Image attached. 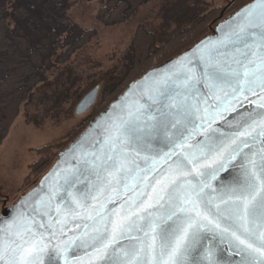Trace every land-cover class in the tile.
Returning <instances> with one entry per match:
<instances>
[{"label": "snow or ice", "instance_id": "obj_1", "mask_svg": "<svg viewBox=\"0 0 264 264\" xmlns=\"http://www.w3.org/2000/svg\"><path fill=\"white\" fill-rule=\"evenodd\" d=\"M237 16L224 39L198 46L195 64L181 62L164 76L147 109L112 125L109 153H93L62 194L52 193L47 221L29 220L14 239L0 240V264H264V111L240 113L230 134L213 129L199 154H178L158 176L154 158L145 156L140 168L128 155L150 151L157 137L182 148L176 141L188 125L206 119L210 127L249 96L264 109V0ZM237 157L239 171L213 187ZM89 173L96 191L76 189ZM106 188L113 195L101 200Z\"/></svg>", "mask_w": 264, "mask_h": 264}, {"label": "trees", "instance_id": "obj_2", "mask_svg": "<svg viewBox=\"0 0 264 264\" xmlns=\"http://www.w3.org/2000/svg\"><path fill=\"white\" fill-rule=\"evenodd\" d=\"M72 1L0 0V143L9 134L21 105L29 99L39 83L47 80V71L70 59L78 48L96 34V27H84L71 18L68 10ZM147 1L103 0L97 16L105 24L122 22ZM248 1L233 0L222 10L214 7L198 14L183 10L178 20L186 24L160 42L152 28L146 24L138 25L124 55L127 62L125 75L111 84L107 82L101 91L99 88L102 98L96 107L97 112L77 128L66 144L77 137L89 121L122 93L131 81L151 67L183 52L209 33L211 27L221 19V11L225 14L228 9H237ZM45 84L53 85L49 80ZM85 85L86 88L90 85L89 89L94 85L101 86V82L92 75L83 76L68 67L62 77L55 81L56 97L53 105L63 109L67 103L77 104L85 93ZM40 102L41 107L47 110L46 99L41 97ZM59 151L42 156L31 164L32 178L29 182H36L49 169Z\"/></svg>", "mask_w": 264, "mask_h": 264}, {"label": "rangeland", "instance_id": "obj_3", "mask_svg": "<svg viewBox=\"0 0 264 264\" xmlns=\"http://www.w3.org/2000/svg\"><path fill=\"white\" fill-rule=\"evenodd\" d=\"M232 1L148 0L128 19L115 24H105L99 20L97 11L103 5V0L72 1L68 10L71 18L84 27H96L97 32L89 42L78 48L70 59L47 71V80L53 85L45 84L47 80L39 83L29 99L21 105L9 134L0 143V212L4 203L15 201L35 183L29 182L32 178L31 164L42 156H49L64 149L77 128L97 112L96 107L102 98L101 92H98L97 99L89 110L81 114L75 111L76 102L65 104L63 109H60L59 105H53L56 97L55 81L62 77L68 67L83 76L96 77L101 82V91L104 84L116 82L125 75L127 62L124 55L138 25L146 24L152 28L160 42L186 24L178 20V15L183 10L193 11V14L214 7L222 10ZM235 9H228L220 17L230 15ZM88 87L85 85L83 88L86 90L83 92L86 93L92 88ZM41 97L46 99L47 110L40 105ZM42 146L47 147L41 149ZM31 183L33 184L30 185Z\"/></svg>", "mask_w": 264, "mask_h": 264}, {"label": "water", "instance_id": "obj_4", "mask_svg": "<svg viewBox=\"0 0 264 264\" xmlns=\"http://www.w3.org/2000/svg\"><path fill=\"white\" fill-rule=\"evenodd\" d=\"M256 2L257 0H250L241 5L230 15L221 18L211 27L208 34L201 37L183 52L159 65L151 67L140 77L131 81L122 93L89 121L86 128L77 137L71 140L64 149L59 151L54 163L28 190L21 193L15 201L9 204L4 203L0 212V240L14 239L13 233L27 227V222L29 220L38 222L43 219L47 221V217L44 216L43 213L46 207L49 206V201H51L50 206L53 213L57 203V201L52 198V193L59 192L62 194L65 180L79 173L83 169L84 160L93 159V153L97 157L109 153L108 140L112 125L121 119H127L129 111L135 110L138 106H143L144 109H147L150 102L149 98H155L157 96V91L160 87L159 82L166 74L177 72L181 66V62L187 63L189 60H192L193 64H195L196 58L199 56V53L196 52L198 46L224 39L225 33L229 27V22L234 25L239 19L237 13H240L247 6ZM222 14L223 12L221 15ZM99 88L100 85H96L82 96L75 108L77 114L86 112L95 103ZM209 99L214 107L216 101L211 98ZM258 100V96H249L248 100H244L237 106L236 112L223 113V118L217 119L210 127L206 119L203 121L198 119L194 124L188 125L187 129L184 131V135L176 141V144L183 145L182 148L177 147L175 144L168 143L167 139L161 140L157 137L152 141L150 151L141 152L139 155H136L129 150L128 155L131 159L135 160L140 168L146 166L144 163L145 156L154 158L157 161V170L154 175L158 176L168 169L169 165L177 158L178 154L182 152H195L199 154L200 147L205 143V137L211 135L213 129L218 130L216 132L217 136L230 134L237 130L238 123L243 119V117L239 115L240 113H245L246 111H264V109L259 108L256 103H252V101ZM201 107L203 108L204 105L201 104ZM178 127H180V125H178ZM172 131L175 132V129ZM169 139H171V137H169ZM259 146L260 145L257 144L252 147L256 148ZM244 151L247 152L248 149H244ZM164 153H169V155L162 159ZM239 160L240 157H237V160L227 165L226 170L217 174L216 180L212 181L213 187H216L217 182L227 176L229 172L239 171ZM141 175H143V172H141ZM96 183L95 177L89 173L76 184V189L84 188L85 184H87L88 190L95 192L96 189L93 185ZM73 191L75 192V189H73ZM108 195H113L111 188L105 189L101 200ZM119 202L120 198L117 197L114 203L118 204ZM111 206L112 205H109V207ZM122 243H126V241H122ZM220 247L226 248V245H221ZM216 252L217 255L223 256L224 260L238 259L234 253H220L219 249H216Z\"/></svg>", "mask_w": 264, "mask_h": 264}]
</instances>
